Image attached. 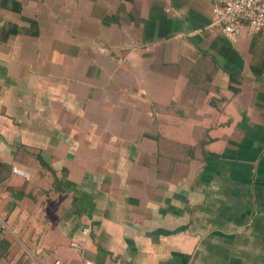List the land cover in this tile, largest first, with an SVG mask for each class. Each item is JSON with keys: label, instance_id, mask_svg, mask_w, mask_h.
Segmentation results:
<instances>
[{"label": "crops", "instance_id": "0c3cea01", "mask_svg": "<svg viewBox=\"0 0 264 264\" xmlns=\"http://www.w3.org/2000/svg\"><path fill=\"white\" fill-rule=\"evenodd\" d=\"M216 3L0 0V264H264V29Z\"/></svg>", "mask_w": 264, "mask_h": 264}, {"label": "built area", "instance_id": "2783aa9c", "mask_svg": "<svg viewBox=\"0 0 264 264\" xmlns=\"http://www.w3.org/2000/svg\"><path fill=\"white\" fill-rule=\"evenodd\" d=\"M211 26L220 27L233 42L239 40L245 27L261 31L264 29V0H217L216 17ZM13 171L28 177L17 167H13ZM4 231V227L0 226V239ZM84 232L89 233L90 227L84 228ZM54 264H60V261Z\"/></svg>", "mask_w": 264, "mask_h": 264}]
</instances>
